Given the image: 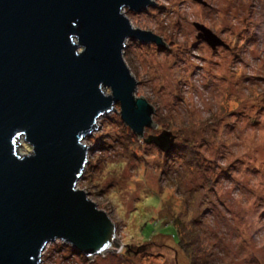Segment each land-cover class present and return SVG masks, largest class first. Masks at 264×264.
<instances>
[{
	"label": "rangeland",
	"instance_id": "1",
	"mask_svg": "<svg viewBox=\"0 0 264 264\" xmlns=\"http://www.w3.org/2000/svg\"><path fill=\"white\" fill-rule=\"evenodd\" d=\"M154 1L125 14L168 48L129 41L124 58L156 127L139 138L116 106L84 141L77 186L108 213L120 248L90 260L57 241L42 264H190L177 223L198 237L204 264H264V0ZM195 24L225 45L197 40ZM163 131L175 137L170 155L146 142Z\"/></svg>",
	"mask_w": 264,
	"mask_h": 264
},
{
	"label": "water",
	"instance_id": "2",
	"mask_svg": "<svg viewBox=\"0 0 264 264\" xmlns=\"http://www.w3.org/2000/svg\"><path fill=\"white\" fill-rule=\"evenodd\" d=\"M156 7L154 0H0V264H42L57 241L90 260L119 250L117 226L77 186L91 151L84 141L116 106L139 138L156 127L124 58L129 41L168 48L125 14ZM194 26L214 51L225 45ZM21 140L31 148L26 155L18 153ZM146 142L169 154L175 137L163 131Z\"/></svg>",
	"mask_w": 264,
	"mask_h": 264
},
{
	"label": "trees",
	"instance_id": "3",
	"mask_svg": "<svg viewBox=\"0 0 264 264\" xmlns=\"http://www.w3.org/2000/svg\"><path fill=\"white\" fill-rule=\"evenodd\" d=\"M168 155H170V153ZM176 225L179 230L178 246L180 250L190 260V264H204V262H202L201 259H198L197 257H195L196 252H199V253L203 252L201 245L199 244L198 237L192 235L191 231H189L188 229L186 230L185 229L186 226L185 225L183 226V223L181 224L177 223Z\"/></svg>",
	"mask_w": 264,
	"mask_h": 264
}]
</instances>
